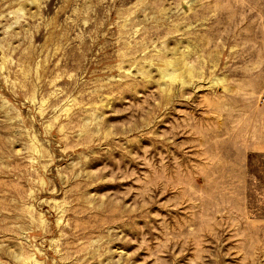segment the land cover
Wrapping results in <instances>:
<instances>
[{"label": "rangeland", "instance_id": "374dc122", "mask_svg": "<svg viewBox=\"0 0 264 264\" xmlns=\"http://www.w3.org/2000/svg\"><path fill=\"white\" fill-rule=\"evenodd\" d=\"M0 264H264V0H0Z\"/></svg>", "mask_w": 264, "mask_h": 264}]
</instances>
